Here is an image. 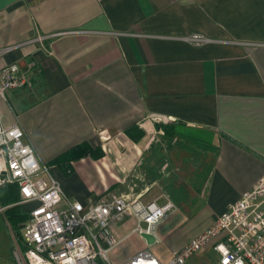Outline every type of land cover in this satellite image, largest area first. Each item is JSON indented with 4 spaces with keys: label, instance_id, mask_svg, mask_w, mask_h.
<instances>
[{
    "label": "crops",
    "instance_id": "crops-1",
    "mask_svg": "<svg viewBox=\"0 0 264 264\" xmlns=\"http://www.w3.org/2000/svg\"><path fill=\"white\" fill-rule=\"evenodd\" d=\"M58 32L67 33L49 36ZM192 32L209 41L192 45ZM9 47L0 69L34 63L33 87L0 96L4 125H20L85 205L172 201L174 223L155 232L169 257L264 174V0H0V50ZM83 142L105 155L72 161L68 173L51 164ZM9 192L17 201L4 205ZM35 205L0 186V264H19L23 249L9 210Z\"/></svg>",
    "mask_w": 264,
    "mask_h": 264
},
{
    "label": "built area",
    "instance_id": "built-area-1",
    "mask_svg": "<svg viewBox=\"0 0 264 264\" xmlns=\"http://www.w3.org/2000/svg\"><path fill=\"white\" fill-rule=\"evenodd\" d=\"M185 40L195 46L209 41L198 32ZM11 49H1L0 54ZM33 66L12 63L0 69V96L6 99L9 91L31 89ZM25 136L20 125L7 127L0 116V186L15 184L23 203L36 202L24 224L23 249L15 252L19 264H113L108 252L122 241L113 224L125 215L137 221L133 233L141 237L152 233L157 242L158 225L175 209L172 201L145 203L139 198L112 195L85 205L67 195L51 166L40 161ZM208 247L218 254L217 264H264V174L205 231L173 251L167 261L142 250L124 264H186Z\"/></svg>",
    "mask_w": 264,
    "mask_h": 264
},
{
    "label": "rangeland",
    "instance_id": "rangeland-1",
    "mask_svg": "<svg viewBox=\"0 0 264 264\" xmlns=\"http://www.w3.org/2000/svg\"><path fill=\"white\" fill-rule=\"evenodd\" d=\"M159 124L163 125L162 123ZM97 147L102 148L100 146ZM176 213L177 210H174L171 213L169 219L167 221H164L160 229H158V233L162 234L164 230H170L171 225L175 221ZM136 226H137V221L134 218L126 215L122 217V219L114 222L113 227L118 237H120L122 241L108 252V256L112 261V263L123 264L124 262H127L130 259H132L134 255H136L139 251L142 250H150L160 260L167 259L171 251L168 244L164 240H162L155 242L152 245H148L146 241L140 236V234L132 233L133 229ZM143 226H145V224H143ZM203 263L217 264L218 254L214 250L211 251L202 250V252H199V254L197 253V255H194V257H192L187 261V264H203Z\"/></svg>",
    "mask_w": 264,
    "mask_h": 264
},
{
    "label": "trees",
    "instance_id": "trees-1",
    "mask_svg": "<svg viewBox=\"0 0 264 264\" xmlns=\"http://www.w3.org/2000/svg\"><path fill=\"white\" fill-rule=\"evenodd\" d=\"M127 134L135 141L139 140L143 136V132L138 126H133L130 129L126 130ZM91 156L93 158H101L104 156V151L102 148L99 147H92L88 142L80 143L65 153L59 155L56 157L51 164L58 165L65 173H68V169L71 167V162L79 160L83 157ZM5 186V185H4ZM19 189V188H18ZM20 192V190H19ZM21 195V194H20ZM3 204L7 205L12 202L17 201V196L14 195L12 192H9L7 196H5L4 199H2ZM12 212L11 214L13 217H17V222L20 226H24L25 222L29 218V214H21V210L19 207L15 206L12 207L9 212ZM22 240V235H21Z\"/></svg>",
    "mask_w": 264,
    "mask_h": 264
},
{
    "label": "water",
    "instance_id": "water-1",
    "mask_svg": "<svg viewBox=\"0 0 264 264\" xmlns=\"http://www.w3.org/2000/svg\"><path fill=\"white\" fill-rule=\"evenodd\" d=\"M143 238L146 240L148 245H152L156 242V237L152 233H143L142 234Z\"/></svg>",
    "mask_w": 264,
    "mask_h": 264
},
{
    "label": "flooded vegetation",
    "instance_id": "flooded-vegetation-1",
    "mask_svg": "<svg viewBox=\"0 0 264 264\" xmlns=\"http://www.w3.org/2000/svg\"><path fill=\"white\" fill-rule=\"evenodd\" d=\"M6 208V206H4V207H1V209H5Z\"/></svg>",
    "mask_w": 264,
    "mask_h": 264
}]
</instances>
